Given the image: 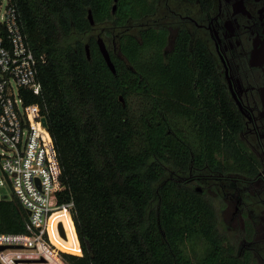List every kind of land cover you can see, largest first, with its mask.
Returning a JSON list of instances; mask_svg holds the SVG:
<instances>
[{
	"label": "trees",
	"instance_id": "obj_1",
	"mask_svg": "<svg viewBox=\"0 0 264 264\" xmlns=\"http://www.w3.org/2000/svg\"><path fill=\"white\" fill-rule=\"evenodd\" d=\"M150 1L13 0L27 41L40 58L41 94L27 88L21 93L26 103L38 102L46 113L66 186L57 192L58 203H73L70 210L59 208L51 214L49 238L67 264H237L219 239L211 204L193 189L163 181L164 164L182 167L187 157L183 143L168 132L166 112L152 106L186 112L173 102L182 97L169 87L179 83L192 90L180 76L195 71L185 55L188 32L179 34V59L172 62L161 48L166 31L155 59L150 52L154 29L142 33V44L134 34L121 36L134 72L143 73L142 84L122 59L114 58V74L95 37L89 42L90 58L86 41L67 42L73 34L92 32L90 9L95 24L113 21L122 27L129 19L152 13L155 0ZM200 69L206 98L204 161L216 166L222 157L246 158L233 134L242 126L217 119L214 92L219 74L207 51ZM155 74L157 96L151 84ZM28 220L16 196L0 197V232L27 233Z\"/></svg>",
	"mask_w": 264,
	"mask_h": 264
},
{
	"label": "flooded vegetation",
	"instance_id": "obj_2",
	"mask_svg": "<svg viewBox=\"0 0 264 264\" xmlns=\"http://www.w3.org/2000/svg\"><path fill=\"white\" fill-rule=\"evenodd\" d=\"M131 22L138 23L136 32L129 30ZM100 24L111 25L98 36L89 35L87 40L82 37L88 33L73 34L70 36H74L73 41L68 43L82 39L87 46L91 37H95L97 43L103 38L113 62L114 58L122 59L133 72V65L122 51V35L134 34L142 44V33L154 29L156 34L150 52L155 59L157 45L163 42L161 33L166 31V42L161 48L167 62H172L174 58L179 59V34L183 30L188 32L190 39L185 55L195 71L180 76L186 84H192V90L189 92L179 83L169 87L172 93L182 97L174 98L173 102H179L186 112L152 106L156 111L166 112L163 119L168 132L183 143L184 157H187L182 167L175 163L164 164L163 181L172 180L193 189L211 204L219 239L237 264H264V0H155L152 13L129 19L122 27L113 21ZM93 25L94 30L98 24ZM206 51L219 74L214 92L217 119L227 126L237 123L242 126L237 135L233 134L246 156L237 159L234 154L226 159L217 155L222 159L216 166L204 161L206 98L199 77L203 74L200 64L204 65ZM113 73L116 74L117 69ZM136 77L142 84V71L137 72ZM157 80L155 74L151 80L155 86H152L154 96L158 95Z\"/></svg>",
	"mask_w": 264,
	"mask_h": 264
},
{
	"label": "built area",
	"instance_id": "obj_3",
	"mask_svg": "<svg viewBox=\"0 0 264 264\" xmlns=\"http://www.w3.org/2000/svg\"><path fill=\"white\" fill-rule=\"evenodd\" d=\"M39 61L23 32L16 4L0 0V197L2 188L10 186L29 215V232H0V247H15L0 251L2 264L49 261L53 253L49 218L56 209L70 210L73 205L58 203L57 192L66 186L46 113L40 103H26L21 93L27 88L41 94Z\"/></svg>",
	"mask_w": 264,
	"mask_h": 264
},
{
	"label": "rangeland",
	"instance_id": "obj_4",
	"mask_svg": "<svg viewBox=\"0 0 264 264\" xmlns=\"http://www.w3.org/2000/svg\"><path fill=\"white\" fill-rule=\"evenodd\" d=\"M137 24L135 22H131L129 24V26H128L129 27V30L131 32H136L138 30ZM110 25L111 24H98V25L95 26V29L92 32L83 35L82 38H84L85 40H87V38L91 34H94V35H97L98 36L102 32V30L104 28H108ZM120 31H121V29H120ZM73 39H74V36L70 37L67 40V42H71V41H73ZM2 193H3V196H4L5 199H11L13 197V192H12L10 186H8V185H6L5 187L2 188ZM50 243L52 244V252L53 253H50V257L51 258H50L49 261L48 260H43L42 261V260L27 259V260L24 261V264H67L64 261H62V259L60 258V255L58 253V248L51 242V240H50ZM10 254L13 255L14 252H11L10 251Z\"/></svg>",
	"mask_w": 264,
	"mask_h": 264
},
{
	"label": "water",
	"instance_id": "obj_5",
	"mask_svg": "<svg viewBox=\"0 0 264 264\" xmlns=\"http://www.w3.org/2000/svg\"><path fill=\"white\" fill-rule=\"evenodd\" d=\"M116 8H117V4L114 5L113 11H115ZM89 19H90V21H91L92 24L95 23L94 17H93V13H92V10L91 9L89 10ZM98 43L100 45L101 52H102V54H103V56H104V58H105V60H106V62L108 64L109 68L113 72H116L115 64H114V62L112 60L111 54H110V52H109V50H108V48H107V46H106L103 38H99L98 39ZM86 49H87L88 57H90V48H89V45L86 46ZM121 99L124 101V98L122 96H121ZM44 123L47 124V120L45 118H44ZM60 228L63 231L62 225H60ZM63 233H64V231H63ZM7 248H15V247L1 246L0 247V251L1 250H4V249H7Z\"/></svg>",
	"mask_w": 264,
	"mask_h": 264
},
{
	"label": "bare ground",
	"instance_id": "obj_6",
	"mask_svg": "<svg viewBox=\"0 0 264 264\" xmlns=\"http://www.w3.org/2000/svg\"><path fill=\"white\" fill-rule=\"evenodd\" d=\"M48 226H49V221H48Z\"/></svg>",
	"mask_w": 264,
	"mask_h": 264
}]
</instances>
